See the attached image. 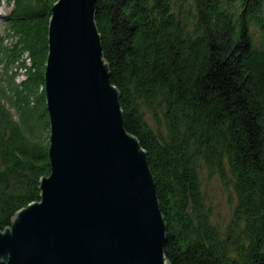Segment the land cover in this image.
Instances as JSON below:
<instances>
[{
    "label": "trees",
    "instance_id": "obj_1",
    "mask_svg": "<svg viewBox=\"0 0 264 264\" xmlns=\"http://www.w3.org/2000/svg\"><path fill=\"white\" fill-rule=\"evenodd\" d=\"M6 1L0 231L40 200L51 171L44 73L57 0ZM238 1L96 0L103 59L124 127L147 155L168 264H264V0ZM203 167L236 194L223 229L206 206Z\"/></svg>",
    "mask_w": 264,
    "mask_h": 264
},
{
    "label": "water",
    "instance_id": "obj_2",
    "mask_svg": "<svg viewBox=\"0 0 264 264\" xmlns=\"http://www.w3.org/2000/svg\"><path fill=\"white\" fill-rule=\"evenodd\" d=\"M96 0H57L45 97L50 174L0 231L5 264H168L147 155L124 127L95 24Z\"/></svg>",
    "mask_w": 264,
    "mask_h": 264
},
{
    "label": "rangeland",
    "instance_id": "obj_3",
    "mask_svg": "<svg viewBox=\"0 0 264 264\" xmlns=\"http://www.w3.org/2000/svg\"><path fill=\"white\" fill-rule=\"evenodd\" d=\"M11 5L7 4L6 0H0V36L5 33L4 17L10 12ZM257 26H252L251 32L255 43H260V33L257 32ZM0 65V85L5 84ZM24 79V76L19 74L15 81L19 82ZM6 106H10L8 101H5ZM14 114V111L12 110ZM16 118V115H14ZM150 121V117L148 119ZM226 178L229 179V171L227 167L224 170ZM202 191L206 197V206L210 207L212 221L223 229L232 219V212L236 204V194H234L233 186L227 180L223 181L220 175L216 172H209L203 167L201 171Z\"/></svg>",
    "mask_w": 264,
    "mask_h": 264
},
{
    "label": "bare ground",
    "instance_id": "obj_4",
    "mask_svg": "<svg viewBox=\"0 0 264 264\" xmlns=\"http://www.w3.org/2000/svg\"><path fill=\"white\" fill-rule=\"evenodd\" d=\"M238 1V0H237ZM239 2V1H238ZM241 5V4H240ZM261 21V20H260ZM259 22V21H258ZM264 23V22H263Z\"/></svg>",
    "mask_w": 264,
    "mask_h": 264
}]
</instances>
